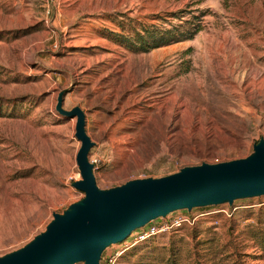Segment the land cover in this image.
I'll use <instances>...</instances> for the list:
<instances>
[{
    "label": "rangeland",
    "instance_id": "obj_1",
    "mask_svg": "<svg viewBox=\"0 0 264 264\" xmlns=\"http://www.w3.org/2000/svg\"><path fill=\"white\" fill-rule=\"evenodd\" d=\"M192 23V38L150 51L121 43ZM65 89L100 188L247 157L264 138V0H0V256L85 196L77 118L56 110ZM263 201L195 208L213 212L116 264H264Z\"/></svg>",
    "mask_w": 264,
    "mask_h": 264
},
{
    "label": "water",
    "instance_id": "obj_2",
    "mask_svg": "<svg viewBox=\"0 0 264 264\" xmlns=\"http://www.w3.org/2000/svg\"><path fill=\"white\" fill-rule=\"evenodd\" d=\"M67 92H59L56 110L77 118L75 135L81 146L76 162L81 179L72 185L85 196L63 212H54L44 231L23 247L1 255L0 264H101L104 251L112 244L172 211L264 196V138L244 158L204 162L165 176L100 188L89 159L95 143L86 130L85 111L80 106L64 108Z\"/></svg>",
    "mask_w": 264,
    "mask_h": 264
},
{
    "label": "built area",
    "instance_id": "obj_3",
    "mask_svg": "<svg viewBox=\"0 0 264 264\" xmlns=\"http://www.w3.org/2000/svg\"><path fill=\"white\" fill-rule=\"evenodd\" d=\"M261 204H264V201ZM195 208H198V207H195ZM195 208L191 210L178 209V210L172 211L164 217H158L150 221L146 225L136 228L128 236V237L132 236V238L131 240L127 241L124 244V247L122 250L114 251L107 255L106 257L107 264H116L118 258L120 257L124 249L130 248L138 243L145 242L153 237H157L162 234L174 232L177 229H180L181 227L185 225H193L203 216H206L213 212L209 210L208 211H196Z\"/></svg>",
    "mask_w": 264,
    "mask_h": 264
},
{
    "label": "trees",
    "instance_id": "obj_4",
    "mask_svg": "<svg viewBox=\"0 0 264 264\" xmlns=\"http://www.w3.org/2000/svg\"><path fill=\"white\" fill-rule=\"evenodd\" d=\"M190 24V22H187ZM201 27L195 23L185 26L180 24L176 29H158L151 27H144L141 32L137 31L132 36H121V43L126 45L132 51H150L151 49L168 45L172 42H178L184 39L192 38ZM170 261L177 262L176 258ZM177 264V263H173Z\"/></svg>",
    "mask_w": 264,
    "mask_h": 264
}]
</instances>
